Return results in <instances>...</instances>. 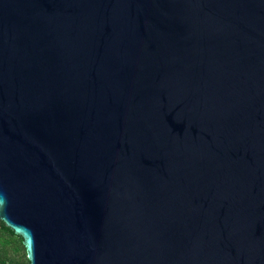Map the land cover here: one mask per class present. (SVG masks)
I'll use <instances>...</instances> for the list:
<instances>
[{"label":"water","instance_id":"water-1","mask_svg":"<svg viewBox=\"0 0 264 264\" xmlns=\"http://www.w3.org/2000/svg\"><path fill=\"white\" fill-rule=\"evenodd\" d=\"M0 221L28 264H264V0H0Z\"/></svg>","mask_w":264,"mask_h":264},{"label":"trees","instance_id":"trees-1","mask_svg":"<svg viewBox=\"0 0 264 264\" xmlns=\"http://www.w3.org/2000/svg\"><path fill=\"white\" fill-rule=\"evenodd\" d=\"M12 245L11 255L6 245ZM0 264H28L21 237L0 221Z\"/></svg>","mask_w":264,"mask_h":264},{"label":"rangeland","instance_id":"rangeland-1","mask_svg":"<svg viewBox=\"0 0 264 264\" xmlns=\"http://www.w3.org/2000/svg\"><path fill=\"white\" fill-rule=\"evenodd\" d=\"M6 248H7L8 252L12 255L13 254L12 245L7 244Z\"/></svg>","mask_w":264,"mask_h":264}]
</instances>
